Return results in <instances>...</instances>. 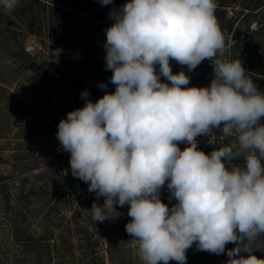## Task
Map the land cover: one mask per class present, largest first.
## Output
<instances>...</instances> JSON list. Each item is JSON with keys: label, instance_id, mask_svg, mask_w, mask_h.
Wrapping results in <instances>:
<instances>
[{"label": "clouds", "instance_id": "clouds-1", "mask_svg": "<svg viewBox=\"0 0 264 264\" xmlns=\"http://www.w3.org/2000/svg\"><path fill=\"white\" fill-rule=\"evenodd\" d=\"M17 4L0 0L7 12ZM216 7L215 0H128L113 9L104 48L115 91L86 99L58 124L72 175L104 197L93 202L92 220H115L116 206L129 205L126 232L143 264H186L194 243L216 255L234 243L227 264H264L253 254L264 234V91L240 59L223 58ZM205 60L214 72L207 87H187L190 77L170 66L191 72ZM214 129L235 139L206 154L196 137ZM166 182L177 201L171 207L160 198Z\"/></svg>", "mask_w": 264, "mask_h": 264}, {"label": "trees", "instance_id": "trees-1", "mask_svg": "<svg viewBox=\"0 0 264 264\" xmlns=\"http://www.w3.org/2000/svg\"><path fill=\"white\" fill-rule=\"evenodd\" d=\"M261 1L263 0H258L255 11L262 7ZM217 2V12L233 4L245 5L243 0H217ZM119 3L120 0H113L112 4L102 6L99 0H18L12 12H7L0 7V30L6 19L8 21L6 27L11 29L15 36L14 43L4 38L1 47L6 46L10 57L15 59V66L18 67L15 70L16 73L22 71L45 76L40 85L46 87L47 94L52 84H58L54 87L65 91L67 96V112L65 113L68 114L70 111L82 108L86 99L95 102L92 96H103L106 91L112 92L110 90L115 87L110 83L112 72L106 69L104 44L106 43L105 29L112 24L109 13ZM218 24L223 31L225 25ZM9 32L6 29L5 34ZM29 37L37 41L38 47L33 51L28 50L27 47ZM50 53L57 60L50 62L48 58H42ZM50 68L56 76L51 77L45 70ZM261 75H264V72ZM259 79L260 83L264 82V78ZM22 83L20 80H15L16 86H23ZM101 83L106 84L107 87L101 89L99 87ZM84 91L88 92L87 98H82L81 94ZM46 97L47 102H50L52 97L50 95ZM15 99L19 100V97L15 96ZM42 101L45 102L43 98ZM51 109L56 113L54 105ZM54 113L49 119L52 126L51 133H54L51 139H54V142L52 140L33 141V145L38 148L30 155V160L16 161L17 164L19 161L22 164L20 167L24 169L19 170L15 176V223L12 221L9 226L13 234L12 239L15 245L18 244L21 247L26 246L27 243H36L38 245L36 250H40L43 246L48 247L52 258L48 262L50 264L65 263V245H68L70 257L74 262L77 255L76 247L80 242L86 243L87 249H92L93 257L86 258L82 264H105V259L100 256L96 248L101 244L103 246L101 239L106 230L101 228V222H94L90 218L89 205L96 198V194L88 191L87 183L72 175L70 153L62 149L56 137L60 121ZM49 151H53L54 156L49 154ZM52 157L54 161L51 160ZM35 171L37 173L33 175V182L26 194L24 184L26 175ZM2 184L7 186L4 182H0V185ZM23 198L31 199L27 208L20 206V199ZM98 200L103 205L104 197ZM77 201L79 203L74 207L73 202ZM2 204L3 201L0 198V206ZM116 207L117 211L124 210L125 216H119L113 220V225H110L111 219L107 220L109 234L111 231L117 233V240H110L107 243L111 263L113 250L118 248L120 241L123 242L119 229L121 220L126 219L129 222L131 220L127 214L129 205L122 208L118 205ZM25 210L32 213L34 229L29 232L27 239H21L19 233L25 231L23 222L27 221V215L23 214ZM67 211L72 212L69 218L66 215ZM90 223L94 224L91 225L97 231H90ZM66 230L70 231L68 238ZM82 233L84 238L79 239Z\"/></svg>", "mask_w": 264, "mask_h": 264}, {"label": "rangeland", "instance_id": "rangeland-1", "mask_svg": "<svg viewBox=\"0 0 264 264\" xmlns=\"http://www.w3.org/2000/svg\"><path fill=\"white\" fill-rule=\"evenodd\" d=\"M245 5L233 4L220 12L218 11V2H216L215 16L218 23L224 24L225 28L222 31L225 41L224 59L234 61L240 59L242 66L247 71L246 74L253 79L258 89L264 91V82L260 83L259 78H264V0L261 1L262 7L255 11L258 4V0H243ZM126 3V0H120L118 6L114 9H120L122 5ZM113 11V9L111 10ZM113 23V20L111 19ZM8 21L4 19L3 26L0 30V182L7 184L0 185V198L3 204L0 206V264H50L48 263L51 258V252L48 247H41L40 250H36V243H27L26 246L21 247L15 245V241L12 239L13 234L9 229L11 222L15 223V176L19 173V170L24 168L20 167L22 164L19 162L23 159L30 160V155L33 154L38 147L33 145V141L45 142L52 140L54 133H51L50 120L53 115L52 106L56 107L55 116L60 119H66L67 114V96L65 91L55 89L58 84H52L49 94L45 86L40 85V82L44 80V75H36L33 73H26L22 71L15 72L18 69L15 66V59H12L6 51L7 47L2 46L4 38H8L11 42H15V36L11 29H8L6 25ZM6 29L9 34H5ZM28 50H35L38 45L37 41L33 37H29L27 40ZM42 58H48L50 62L57 60L51 55L45 54ZM170 66L173 74L180 71H184L190 77V83L187 87H207L211 84V80L214 77L213 65L210 61L205 60L193 71L189 72L187 66H181L175 61H170ZM47 68H49L47 66ZM48 74L53 77L56 73L50 68L45 69ZM156 70L159 71V65L156 66ZM16 74V75H15ZM17 77V79H15ZM15 80L23 82V86H16ZM162 82L170 83L166 81L164 77H161ZM27 83V84H26ZM55 86V87H54ZM26 87V88H25ZM19 88V91H18ZM54 88V89H52ZM60 88V87H59ZM46 89V90H45ZM110 91L114 92L115 87ZM54 92V93H53ZM105 94V93H104ZM51 96L50 102H47L46 96ZM15 96L19 97V100L15 99ZM100 97L92 96L93 101H97ZM42 98L45 102L42 101ZM264 121V118H262ZM53 136H52V135ZM197 147L199 150L210 153L214 149H219L223 146L230 145V142L235 137L225 138L220 129L212 130L208 135H201L196 137ZM54 142V139L52 140ZM185 144L178 145L181 150L185 148ZM55 149V148H53ZM52 150V148H49ZM49 154L53 155V151H49ZM18 156H20L18 158ZM54 157L51 158L53 160ZM18 161V164L16 161ZM50 161V160H49ZM54 161V160H53ZM23 162V161H22ZM233 163L243 164V159L240 158ZM37 171L28 173L26 175L25 190L30 189L33 182V175ZM69 174V173H68ZM5 179H8L7 181ZM6 196L7 199H6ZM160 198L162 202L168 204L169 207L177 203L175 198H170V192L167 189V182L160 191ZM31 199H20V206L27 208ZM101 205L100 201L96 198L93 202ZM90 206V218H92V204ZM79 202H73L74 207ZM120 217L125 216L124 210L119 211ZM72 212L67 211L66 215L69 218ZM24 215H27V221L24 223V232L19 233V238L27 239L29 232L34 229V220L31 216V212L24 211ZM119 218V217H118ZM68 221V220H67ZM122 224L119 226L120 233L123 242L120 241L118 248L113 250L112 263L108 254L107 243L110 240H117V233L111 231V234L107 231V220L101 223L102 229L106 230L101 246L97 247V251L100 252V256L105 259V264H143L138 253V242L132 239V237L126 232V224L129 222L124 219L121 220ZM114 221L110 222L113 225ZM92 223H90L91 225ZM94 225V224H92ZM90 226V231L95 232L97 229ZM113 227V226H112ZM115 227V226H114ZM112 230V229H111ZM69 237L70 231L66 230ZM99 235V234H98ZM30 237V236H29ZM35 237V236H34ZM84 238L83 233L78 237ZM99 238V236H96ZM98 240V239H97ZM253 254L258 258L264 259V234H260L255 242ZM236 244L229 243L226 245V251L224 254L216 255L206 251H200L197 249V245L194 243L191 248L186 252L187 261L186 264H227L229 257L226 255L227 250L235 248ZM76 260L73 262L70 255V249L68 245H65V263L64 264H82L86 258H92V249H87L86 243L78 244ZM90 253V254H89ZM243 256H247L248 253H241ZM40 257V261L39 260ZM52 260V258H51ZM100 264V263H94ZM163 264V262H160ZM168 264H178V262L172 260Z\"/></svg>", "mask_w": 264, "mask_h": 264}]
</instances>
